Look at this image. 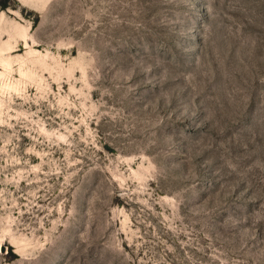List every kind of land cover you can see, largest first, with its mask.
I'll list each match as a JSON object with an SVG mask.
<instances>
[{
  "label": "rangeland",
  "instance_id": "obj_1",
  "mask_svg": "<svg viewBox=\"0 0 264 264\" xmlns=\"http://www.w3.org/2000/svg\"><path fill=\"white\" fill-rule=\"evenodd\" d=\"M0 264H264V0H0Z\"/></svg>",
  "mask_w": 264,
  "mask_h": 264
}]
</instances>
